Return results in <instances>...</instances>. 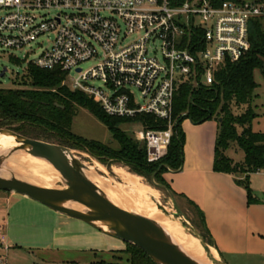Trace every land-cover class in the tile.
<instances>
[{
    "label": "built area",
    "instance_id": "1",
    "mask_svg": "<svg viewBox=\"0 0 264 264\" xmlns=\"http://www.w3.org/2000/svg\"><path fill=\"white\" fill-rule=\"evenodd\" d=\"M255 19H264V0H0V48L26 68L60 69L64 86L108 116L166 122L136 132L154 163L168 154L180 88L211 87L222 65L250 50ZM33 44L41 52L31 58Z\"/></svg>",
    "mask_w": 264,
    "mask_h": 264
},
{
    "label": "trees",
    "instance_id": "2",
    "mask_svg": "<svg viewBox=\"0 0 264 264\" xmlns=\"http://www.w3.org/2000/svg\"><path fill=\"white\" fill-rule=\"evenodd\" d=\"M183 1L173 0V3L181 4ZM249 39L250 50L238 62L222 65L216 72L215 82L211 87L194 88L183 85L180 88L174 98L173 136L168 154L159 162L150 163L146 144L130 137L120 125L138 123L147 129L166 130V122L150 115H138L135 118L108 116L89 96L64 86L66 75L60 69L43 70L30 65L29 89L0 88V129H8L28 138L85 152L104 165L121 164L137 176L163 184L173 195L185 199L195 208L203 237L214 247L203 212L192 201L176 194L167 182L165 174L178 171L183 165V121L190 119L194 124H201L216 120L219 132L214 170L234 175L237 183L246 189L248 203L258 202L253 197L250 175L264 169V133L253 131L252 122L256 114L252 110V103L258 87L255 80L256 70H261L264 77V19L251 21ZM240 106H247V111L241 116H236L232 108ZM78 108L86 109L108 128L119 144L118 150L95 140H87L73 132V120ZM238 128L242 129L241 133ZM233 143L244 152V160L240 163L226 155ZM239 164L243 165L241 173L238 171ZM125 253L128 254V264H157L144 250L135 245L126 243ZM220 256L223 257L222 254Z\"/></svg>",
    "mask_w": 264,
    "mask_h": 264
},
{
    "label": "crops",
    "instance_id": "3",
    "mask_svg": "<svg viewBox=\"0 0 264 264\" xmlns=\"http://www.w3.org/2000/svg\"><path fill=\"white\" fill-rule=\"evenodd\" d=\"M182 129L184 162L180 170L165 174L167 182L176 194L203 212L218 254L225 259L243 258L252 262L248 264H264V190H259L252 180L259 173L250 175L253 197L258 202L249 204L246 189L234 175L214 170L218 121L194 124L186 119ZM239 150L230 147L226 155L235 162L243 161L244 152L241 159H235ZM47 228L54 235L44 239L42 234ZM0 234L4 236L1 264H123L124 258L128 260L126 246L92 248L97 235L88 224L19 194L0 192ZM94 250L112 252V259L88 263L58 256Z\"/></svg>",
    "mask_w": 264,
    "mask_h": 264
},
{
    "label": "rangeland",
    "instance_id": "4",
    "mask_svg": "<svg viewBox=\"0 0 264 264\" xmlns=\"http://www.w3.org/2000/svg\"><path fill=\"white\" fill-rule=\"evenodd\" d=\"M134 37L136 36L128 38L127 42L130 41ZM32 48L36 49V51L34 52V54L29 55V57L31 58H33L35 55L41 52L40 47L38 49V46H36L35 44L32 45ZM29 50H30V47L26 48V50L22 54H26ZM94 64L95 62L91 61V62L83 63L81 67L84 71H87ZM4 68H7V73L5 74L4 77H0V88H14V89H29L30 88L31 80L28 77V67L26 68L24 65L21 66V65L14 63L12 60L8 58L6 54L2 52L0 48V73L3 71ZM73 75L75 76V74ZM255 80L258 84V87L255 90L254 99L252 103V110L256 114V118L252 122V128L255 132L264 133V77L262 75L261 70H256ZM96 84H99V83H96ZM247 108H248L247 106L233 107L232 111L236 116H241L244 113H246ZM141 126L142 125L138 123L122 124L120 125V128L124 130L125 132H127V134L130 137L134 138L138 142H141L136 137V132L141 129ZM72 129L76 135L83 137L87 140H95V141L101 142L102 144L107 145L114 150L119 149V144L113 138L108 128L103 123H101L97 119V117L92 115L86 109H83V108L77 109V115L73 120ZM238 132L241 133L242 129L238 128ZM230 147L235 148V149L238 148V146L235 143L231 144ZM69 150L71 154H73L75 158L78 160V162L83 165L84 170H87L90 168L92 173L95 174V176H97L99 179L103 178L107 180L113 187L122 189L121 187L125 186L124 181L118 176V171L122 170L128 176L136 178V182L138 184H142L146 186V188L148 189V194L144 197L143 203H150L151 205H154L155 203L165 215H168V216L172 215L175 221L178 220L186 230L192 232V236L195 237L197 235L199 237V240H201L207 246V249L203 247L205 251L211 254V249L212 248L214 249V247L208 244L207 241L204 239L202 227L200 224L201 222L199 220L198 214L196 213L195 208H193V206H191L185 199L173 195L169 190H167L166 186H164L163 184H160L159 182L153 179H151V181H148L147 179L143 177H140V176H137L131 173L127 167H124L121 164H113L109 166L104 165L100 163L97 159H95L94 157H92L91 155L85 152L73 150V149H69ZM242 156H243V151L240 149L235 159H241ZM240 162H237V163H240ZM1 167L4 169H7L5 165ZM8 168L13 172V174L17 178L18 171L13 170L11 166H9ZM238 171L240 173L243 172V165L239 164ZM244 176L245 175H239V177H244ZM12 178L13 176L10 177V179ZM252 180L255 182V185L258 187L259 190L261 191L264 190V174L260 173V174L254 175ZM21 181H24V180H21ZM62 182L63 183L60 185L63 187H67V184L63 179H62ZM97 183L100 184V182H97ZM7 193L17 194L15 192H7ZM80 222H83V221L80 220ZM88 227L94 231V235H97V237H94V242L92 244L93 247L91 246L92 248L106 249L107 247H109V249L111 250V247H113L114 245H120L122 247L126 246V243L123 242L122 240L116 237L110 236L108 234L102 233L101 231L94 228L90 224H88ZM28 232L30 233L29 230ZM42 235H44L43 236L44 239H49V237H51V235H54V234L51 233L50 228L49 229L47 228L45 229ZM106 239L109 240L108 244H106ZM58 256L68 261L79 260V261L90 263L92 261H98V260L99 261L100 260H110L112 259V252L95 251V250L87 251V252L73 251V252L59 253ZM218 261L224 264L252 263L243 258H237V259H231V260L227 258L225 259L222 256H220V254H218ZM255 263L258 264L257 262ZM123 264H128L126 261V258H124Z\"/></svg>",
    "mask_w": 264,
    "mask_h": 264
},
{
    "label": "water",
    "instance_id": "5",
    "mask_svg": "<svg viewBox=\"0 0 264 264\" xmlns=\"http://www.w3.org/2000/svg\"><path fill=\"white\" fill-rule=\"evenodd\" d=\"M6 73L7 68H4L0 77H4ZM0 133H7L15 138L20 144L16 150L28 148L31 155L49 162L67 184L66 190L56 191L27 184L13 177L0 179L1 191L21 194L58 213L88 223L105 234L144 250L157 264H196L167 239L163 230L120 208L100 194L97 187L84 176L83 165L71 154L69 148L28 138L8 129H0ZM62 201L76 202L93 213L84 214L65 207L61 205ZM97 222L109 223V230L99 227ZM201 244L207 249L205 243L201 241ZM211 260L213 264H224L216 259Z\"/></svg>",
    "mask_w": 264,
    "mask_h": 264
},
{
    "label": "bare ground",
    "instance_id": "6",
    "mask_svg": "<svg viewBox=\"0 0 264 264\" xmlns=\"http://www.w3.org/2000/svg\"><path fill=\"white\" fill-rule=\"evenodd\" d=\"M19 146L20 144L15 141L13 136L0 133V179H10L11 176L16 178L8 168L11 166L13 170L18 171L17 178L19 181L24 180L22 181L24 183L56 191L67 189V187L60 185L63 183L61 175L49 162L31 155L28 148L16 150ZM3 165L7 169L2 168ZM83 174L109 201L163 230L167 239L196 264H213L211 258L218 260V253L213 248L211 254L206 252L201 241L197 238L198 236H192V232L186 230L178 220L175 221L172 215H165L155 203L154 205L143 203L144 197L148 194V189L146 186L138 184L136 178L128 176L122 170L118 171V176L125 183V186L121 187L122 189H118L111 186L107 180L99 179L90 168L84 170ZM61 205L84 214L93 213L90 209L73 201H62ZM96 224L104 230L110 228V224L107 222H97Z\"/></svg>",
    "mask_w": 264,
    "mask_h": 264
}]
</instances>
